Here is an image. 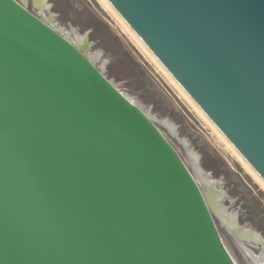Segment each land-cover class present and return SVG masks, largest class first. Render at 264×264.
Instances as JSON below:
<instances>
[{
  "label": "water",
  "instance_id": "1",
  "mask_svg": "<svg viewBox=\"0 0 264 264\" xmlns=\"http://www.w3.org/2000/svg\"><path fill=\"white\" fill-rule=\"evenodd\" d=\"M264 184V0H104ZM78 48L0 0V264H236L178 152Z\"/></svg>",
  "mask_w": 264,
  "mask_h": 264
},
{
  "label": "rangeland",
  "instance_id": "2",
  "mask_svg": "<svg viewBox=\"0 0 264 264\" xmlns=\"http://www.w3.org/2000/svg\"><path fill=\"white\" fill-rule=\"evenodd\" d=\"M23 2V0H17ZM41 13L33 0L30 12L76 44V35L87 44L85 55L123 94L152 119L193 173L189 149L203 172L224 194L230 213L240 227L252 230L264 241V191L215 135L166 75L146 55L134 38L100 0H46ZM172 127L174 130H171ZM194 174V173H193ZM222 241L237 264H250L243 248L214 217ZM260 252L262 246L253 247Z\"/></svg>",
  "mask_w": 264,
  "mask_h": 264
},
{
  "label": "bare ground",
  "instance_id": "3",
  "mask_svg": "<svg viewBox=\"0 0 264 264\" xmlns=\"http://www.w3.org/2000/svg\"><path fill=\"white\" fill-rule=\"evenodd\" d=\"M25 1L26 0H23V2H25ZM45 1L46 0H33L34 4L38 7V9L40 10L41 13L45 10L46 7L49 8L47 5V2L45 4ZM100 1L109 10V12H111V14H113V16L118 20V22L121 23V25L128 32V34L130 36H132V38H134V41H136V43H138L139 46L141 47L140 38L137 36H133L126 29L124 23L112 12L110 6L104 0H100ZM50 21H51V18L47 19L46 23L48 24ZM48 25L50 26V24H48ZM83 40H85V39L76 35V44L78 45V48H82V47L86 48L87 44H82ZM71 42H72V40H71ZM141 49L155 63L153 55L147 49H145L143 47H141ZM156 66L168 78L167 72L164 69L160 68L157 64H156ZM171 83L178 89V91L183 96L181 88L177 84H175L173 82H171ZM130 101L132 102V100H130ZM187 101L196 110V112L200 115V117L211 127L210 123L197 111L195 105L191 101H189V100H187ZM148 117L150 118V116H148ZM170 129L174 130L172 127H170ZM211 129H212V127H211ZM213 132L215 133V135H217V137L220 139V141L226 146V148L233 154V156H235L237 158V160L239 161V163L242 166L241 157L239 155L233 153L229 149L228 140L221 138L214 130H213ZM188 151H189V156H190V159L192 162L193 173H194V174L193 173H191V174L194 177L196 183L198 184L200 190L202 191V194H203V196H204V198H205V200H206V202L210 208L211 213L212 214L215 213V215H217L218 219L220 220L219 222H221L220 224H222L224 227H226V229L233 235L235 240L240 244V246L243 248L250 264H264V241L259 237V235H257L253 231V229L252 230H250V229L246 230V229L240 227L237 215L234 213H230L229 210L226 208L227 206L225 207L223 202L220 203L219 205L216 203L217 201H223L224 194L222 192L216 191L215 188H216L217 182L214 181L207 173L202 171V169L200 168V165L198 163V159L195 157V155L191 152L190 149ZM242 167L251 176V178L255 181V183L258 184L261 187V189L264 191V184L259 183L256 171L250 170L246 166H242ZM260 245L262 246L261 251L258 253L255 252L253 247H255V246L259 247Z\"/></svg>",
  "mask_w": 264,
  "mask_h": 264
},
{
  "label": "flooded vegetation",
  "instance_id": "4",
  "mask_svg": "<svg viewBox=\"0 0 264 264\" xmlns=\"http://www.w3.org/2000/svg\"><path fill=\"white\" fill-rule=\"evenodd\" d=\"M212 215H213V218L216 217V218L218 219V217H217V215H215V213H213ZM214 221H215V220H214ZM218 221H220V220L218 219ZM220 223H221V222H220ZM221 225H222V224H221ZM222 226H223V225H222ZM223 227H224V226H223ZM225 228H226V227H225Z\"/></svg>",
  "mask_w": 264,
  "mask_h": 264
}]
</instances>
